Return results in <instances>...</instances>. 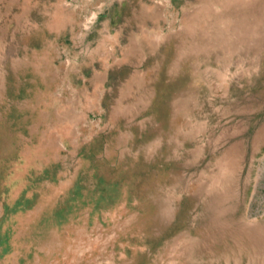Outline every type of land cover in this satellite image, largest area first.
<instances>
[{
  "label": "rangeland",
  "instance_id": "1",
  "mask_svg": "<svg viewBox=\"0 0 264 264\" xmlns=\"http://www.w3.org/2000/svg\"><path fill=\"white\" fill-rule=\"evenodd\" d=\"M0 264H264V0H0Z\"/></svg>",
  "mask_w": 264,
  "mask_h": 264
}]
</instances>
